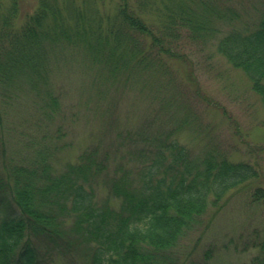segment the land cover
<instances>
[{
  "label": "trees",
  "instance_id": "obj_1",
  "mask_svg": "<svg viewBox=\"0 0 264 264\" xmlns=\"http://www.w3.org/2000/svg\"><path fill=\"white\" fill-rule=\"evenodd\" d=\"M229 1L38 0L16 28L13 2L0 10V100L10 103L25 85L43 103L57 105L49 79L56 47L81 55L104 87L143 75L167 79L166 60L182 58L175 49L179 37H213L223 30L216 51L247 76L264 108V14L240 24V13ZM178 128L164 139L142 137L149 145L135 154L146 159L136 171L137 184L123 174L111 184L110 194L120 199L118 208L109 206L108 199L96 200L90 180L93 167L97 173L103 167L95 159H80L69 173L40 183L16 177L8 185L0 178V264H51L39 247L42 242L49 248L57 245L63 228L69 229L70 243L87 244L84 264H166L167 253L208 204L215 206L228 191L260 173L253 163L210 151L193 160L170 138ZM4 155L0 141V157ZM250 195L253 202L264 203V187H255ZM260 248L263 255L255 264H264V240Z\"/></svg>",
  "mask_w": 264,
  "mask_h": 264
},
{
  "label": "rangeland",
  "instance_id": "obj_2",
  "mask_svg": "<svg viewBox=\"0 0 264 264\" xmlns=\"http://www.w3.org/2000/svg\"><path fill=\"white\" fill-rule=\"evenodd\" d=\"M13 2L16 28L38 0H0V10L5 12ZM229 4L239 11L240 24L264 14V0ZM218 31L213 37H179L175 49L182 58L166 60L167 79L143 75L104 87L96 69L81 55L56 47L49 79L57 105L43 103L44 98L25 85L10 103L0 100V141L5 148L0 178L8 185L16 177L20 182L34 178L40 183L69 173L80 159H95L103 167L99 173L93 167L90 180L96 200L108 199L109 206L118 208L120 199L110 194L111 184L122 174L137 184L136 171L146 159L135 154L149 145L142 137L164 139L171 128L179 127L170 138L193 160L210 151L234 162L253 163L260 173L259 178L228 191L215 206L208 204L198 222L167 253L166 264H255L263 255L264 203L253 202L250 194L255 187H264V108L247 76L216 51L223 30ZM55 55L61 58L58 62ZM66 230L53 248L42 242L39 249L51 264H84L87 244L70 243Z\"/></svg>",
  "mask_w": 264,
  "mask_h": 264
}]
</instances>
